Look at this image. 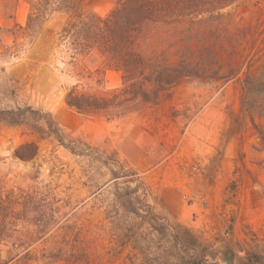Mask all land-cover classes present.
Returning a JSON list of instances; mask_svg holds the SVG:
<instances>
[{
    "label": "rangeland",
    "instance_id": "1",
    "mask_svg": "<svg viewBox=\"0 0 264 264\" xmlns=\"http://www.w3.org/2000/svg\"><path fill=\"white\" fill-rule=\"evenodd\" d=\"M116 2L84 9L105 16ZM257 3L224 13L257 23ZM28 12L26 0H0V111L13 112L0 123V264H18L6 261L24 243L39 255L30 264L48 253L52 264H241L247 252L264 264V152L237 83L183 84L126 117H82L65 94L101 54L72 62L67 15L33 38L18 28Z\"/></svg>",
    "mask_w": 264,
    "mask_h": 264
},
{
    "label": "trees",
    "instance_id": "2",
    "mask_svg": "<svg viewBox=\"0 0 264 264\" xmlns=\"http://www.w3.org/2000/svg\"><path fill=\"white\" fill-rule=\"evenodd\" d=\"M26 1L27 23L18 28L27 35L37 37L54 13H65L68 18L60 38L71 52V61L93 50L102 56V67L87 71L79 79L83 83L65 94L67 106L82 117H126L171 98L180 85L221 88L234 81L239 86L240 110L249 117L264 152V131L255 119L264 115V7L260 3L259 22L239 23L224 11L245 0H117L105 16L85 10L86 0ZM107 70L120 73L121 86L105 89ZM92 82L94 92L79 90L92 89ZM8 115L13 112L0 111V123ZM49 117L46 126L52 132L56 122L50 113ZM30 245H21V251L6 262L30 264L39 259L37 254L30 256ZM40 257L48 260L46 264L55 262L51 253ZM261 260L260 255L247 252L241 264Z\"/></svg>",
    "mask_w": 264,
    "mask_h": 264
},
{
    "label": "crops",
    "instance_id": "3",
    "mask_svg": "<svg viewBox=\"0 0 264 264\" xmlns=\"http://www.w3.org/2000/svg\"><path fill=\"white\" fill-rule=\"evenodd\" d=\"M105 80L107 83H112L113 88H116L119 86V81L121 83V75L119 72L114 70H107L105 73Z\"/></svg>",
    "mask_w": 264,
    "mask_h": 264
}]
</instances>
